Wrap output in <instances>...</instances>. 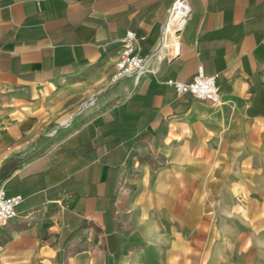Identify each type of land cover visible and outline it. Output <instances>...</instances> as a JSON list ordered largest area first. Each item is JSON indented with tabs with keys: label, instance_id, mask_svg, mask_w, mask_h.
I'll return each instance as SVG.
<instances>
[{
	"label": "crops",
	"instance_id": "crops-1",
	"mask_svg": "<svg viewBox=\"0 0 264 264\" xmlns=\"http://www.w3.org/2000/svg\"><path fill=\"white\" fill-rule=\"evenodd\" d=\"M177 1L0 0V264H264V0Z\"/></svg>",
	"mask_w": 264,
	"mask_h": 264
},
{
	"label": "built area",
	"instance_id": "built-area-1",
	"mask_svg": "<svg viewBox=\"0 0 264 264\" xmlns=\"http://www.w3.org/2000/svg\"><path fill=\"white\" fill-rule=\"evenodd\" d=\"M177 4L182 5L187 13L190 14V6L186 0H178L175 5ZM142 40L143 39L138 37L133 31L127 32L122 39V55L115 66V72L111 78L112 84H116L122 79L128 77H135L138 79L141 76L152 72L149 68V64L154 57L145 58L140 55V44ZM167 85L174 88L180 96L191 94L200 101L212 102L213 104L221 102V94L217 87L216 77L206 76L202 67L199 68L198 74L191 83H181L174 80H168ZM23 201L24 198L21 195L10 197L5 188L0 187V230L17 216L18 209Z\"/></svg>",
	"mask_w": 264,
	"mask_h": 264
},
{
	"label": "bare ground",
	"instance_id": "bare-ground-1",
	"mask_svg": "<svg viewBox=\"0 0 264 264\" xmlns=\"http://www.w3.org/2000/svg\"><path fill=\"white\" fill-rule=\"evenodd\" d=\"M187 16L188 13L182 5L177 4L171 9L166 25L167 38L172 37L174 39L177 37L178 32L182 30L186 23Z\"/></svg>",
	"mask_w": 264,
	"mask_h": 264
},
{
	"label": "rangeland",
	"instance_id": "rangeland-1",
	"mask_svg": "<svg viewBox=\"0 0 264 264\" xmlns=\"http://www.w3.org/2000/svg\"><path fill=\"white\" fill-rule=\"evenodd\" d=\"M180 33H181V32H179V35H180ZM172 53H173V52H172ZM262 182H264V181H262Z\"/></svg>",
	"mask_w": 264,
	"mask_h": 264
}]
</instances>
